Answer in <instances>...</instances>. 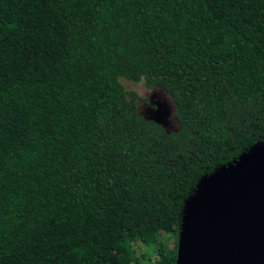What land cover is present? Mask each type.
<instances>
[{
	"label": "trees",
	"instance_id": "trees-1",
	"mask_svg": "<svg viewBox=\"0 0 264 264\" xmlns=\"http://www.w3.org/2000/svg\"><path fill=\"white\" fill-rule=\"evenodd\" d=\"M256 142L264 0H0V264H175L184 201Z\"/></svg>",
	"mask_w": 264,
	"mask_h": 264
},
{
	"label": "water",
	"instance_id": "water-1",
	"mask_svg": "<svg viewBox=\"0 0 264 264\" xmlns=\"http://www.w3.org/2000/svg\"><path fill=\"white\" fill-rule=\"evenodd\" d=\"M175 255V264H264V142L200 178L183 203Z\"/></svg>",
	"mask_w": 264,
	"mask_h": 264
},
{
	"label": "rangeland",
	"instance_id": "rangeland-1",
	"mask_svg": "<svg viewBox=\"0 0 264 264\" xmlns=\"http://www.w3.org/2000/svg\"><path fill=\"white\" fill-rule=\"evenodd\" d=\"M124 89L134 92L143 101L137 106L142 117L159 122L166 131L176 130L174 105L167 94L160 89H148L143 83L121 80Z\"/></svg>",
	"mask_w": 264,
	"mask_h": 264
}]
</instances>
